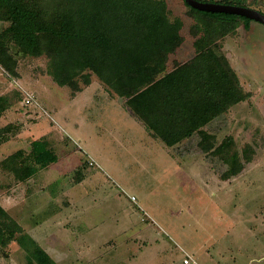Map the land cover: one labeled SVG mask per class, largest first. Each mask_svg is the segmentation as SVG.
Returning <instances> with one entry per match:
<instances>
[{"label":"rangeland","instance_id":"obj_1","mask_svg":"<svg viewBox=\"0 0 264 264\" xmlns=\"http://www.w3.org/2000/svg\"><path fill=\"white\" fill-rule=\"evenodd\" d=\"M164 1L170 20L183 22L187 61L195 20L185 0ZM241 3L264 13V0ZM213 46L250 98L208 135L169 150L142 137L125 107L110 105L95 75L89 89L79 80L73 96L48 75L46 58L19 59L15 81L0 67L1 92L20 94L0 118V129L16 126L0 160L43 138L56 157L25 183L0 170V204L54 264H264V25L246 30L240 21ZM229 137L242 164L234 176L215 153ZM26 248L15 240L0 250V264H36Z\"/></svg>","mask_w":264,"mask_h":264},{"label":"trees","instance_id":"obj_2","mask_svg":"<svg viewBox=\"0 0 264 264\" xmlns=\"http://www.w3.org/2000/svg\"><path fill=\"white\" fill-rule=\"evenodd\" d=\"M218 3L244 6L241 0ZM189 13L195 20V56L185 63L174 60L169 69L185 39L183 22L170 20L164 0H0V23L5 24L0 67L15 81L19 59L46 58L48 75L73 96L82 91L79 80L89 86L95 75L173 149L197 134L208 135L207 125L250 98L226 56L212 44L235 34L240 21L246 30L252 21L191 7ZM13 98L20 99L19 92L0 96V118L16 104ZM15 127L0 129V148ZM217 151L229 174H238L242 164L233 139L225 138ZM55 159L43 138L33 141L29 152L20 149L1 160L0 170L25 183ZM15 240L34 249L36 264H54L0 204V250Z\"/></svg>","mask_w":264,"mask_h":264},{"label":"crops","instance_id":"obj_3","mask_svg":"<svg viewBox=\"0 0 264 264\" xmlns=\"http://www.w3.org/2000/svg\"><path fill=\"white\" fill-rule=\"evenodd\" d=\"M183 47H184V44L182 45V47L180 48V50L178 51V53H177V55L176 56H173V57H171V59H170V62H171V64L173 63L172 61H174V60H176V61H178V62H180V63H185V62H187V61H189V60H191L192 58H190V59H188L187 61H184V62H181V60H180V58L182 57V55L180 54V51L183 49ZM194 53H195V50H194ZM195 56V55H194ZM6 83L4 82V80L3 79H0V92H1V90H4V88L6 87V85H5ZM93 84H91V85H89L88 87H87V89H89L91 86H92ZM11 87H12V89H15L14 88V86L13 85H11ZM105 87V86H104ZM8 91V88L7 89H5V91ZM4 91V92H5ZM97 91H99V92H101L104 96H105V98L109 101V103H110V105L111 106H113V107H119V108H124L125 107V110L127 111L126 113H128V114H130L132 117H134V123H135V120L137 121V123L142 127V129H144V131L146 132V135H144L143 134V130L141 129V128H139V126L135 123V126H137L138 128H137V130L139 131V133L141 134V135H143L142 137H145L146 139L147 138H149L151 141H153V142H155V143H157V142H161L162 144H164L165 145V143L162 141V140H160L159 138H156L155 136H154V134H153V132L152 131H149L147 128H146V126L143 124V122H141L136 116H135V114L131 111V109L125 104V101H123L120 97H118L117 95H115V94H113V93H111L109 90H107V88L105 87V88H100V89H98ZM4 92H1L0 93V96H3V95H7V93H5V94H3ZM117 103V104H116ZM17 108V106L16 105H14L10 110H8V112L9 111H11V110H14V109H16ZM121 108V109H122ZM130 116V117H131ZM216 120V119H215ZM214 120V121H215ZM213 121V122H214ZM212 122V123H213ZM212 123H210L209 125H207L205 128H204V130L205 131H207V129H208V127L212 124ZM198 135V134H197ZM192 138H194V137H192ZM191 138V139H192ZM191 139H188V140H185L182 144H184V143H186V142H188V141H190ZM11 141H8V142H6L5 144H9ZM4 144V145H5ZM3 145V146H4ZM166 146V145H165ZM167 147V146H166ZM168 148V150L169 149H171V148H169V147H167ZM11 154V153H10ZM10 154H8L7 156H9ZM6 156V157H7ZM6 157H4V158H6ZM3 158V159H4ZM2 159V160H3ZM1 161V160H0Z\"/></svg>","mask_w":264,"mask_h":264},{"label":"water","instance_id":"obj_4","mask_svg":"<svg viewBox=\"0 0 264 264\" xmlns=\"http://www.w3.org/2000/svg\"><path fill=\"white\" fill-rule=\"evenodd\" d=\"M185 1L189 5V7L199 11L237 15L240 17L247 18L251 21L262 23L264 25V14L253 9L235 5H226L221 3L202 2L200 0Z\"/></svg>","mask_w":264,"mask_h":264},{"label":"built area","instance_id":"obj_5","mask_svg":"<svg viewBox=\"0 0 264 264\" xmlns=\"http://www.w3.org/2000/svg\"><path fill=\"white\" fill-rule=\"evenodd\" d=\"M132 200H133V201H135V198H134V197H132ZM184 263H185V264H189V263H190V259H189V258H187V259L184 261Z\"/></svg>","mask_w":264,"mask_h":264},{"label":"flooded vegetation","instance_id":"obj_6","mask_svg":"<svg viewBox=\"0 0 264 264\" xmlns=\"http://www.w3.org/2000/svg\"><path fill=\"white\" fill-rule=\"evenodd\" d=\"M241 7L252 9V8L248 7L247 5H244V6H241ZM253 10H255V9H253ZM256 11H258V10H256ZM259 12H261V11H259ZM261 13L264 14L263 12H261Z\"/></svg>","mask_w":264,"mask_h":264}]
</instances>
